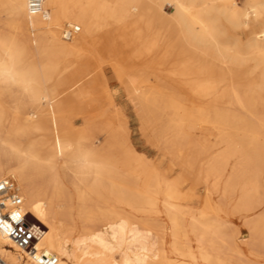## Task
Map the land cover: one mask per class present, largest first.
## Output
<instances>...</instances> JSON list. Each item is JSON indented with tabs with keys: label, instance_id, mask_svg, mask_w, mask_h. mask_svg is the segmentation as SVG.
Here are the masks:
<instances>
[{
	"label": "bare ground",
	"instance_id": "1",
	"mask_svg": "<svg viewBox=\"0 0 264 264\" xmlns=\"http://www.w3.org/2000/svg\"><path fill=\"white\" fill-rule=\"evenodd\" d=\"M0 22V179L14 178L56 264H246L258 256L244 251L247 236L227 224L212 190L195 209L185 203L192 190L136 155L120 108L103 122L102 149L92 126L74 127L68 110L99 90L109 96L102 60L133 71L124 83L146 127L172 150L210 149L199 173L213 176V190L238 156L222 197L241 178L236 207L255 209L264 193V0H42L37 14L26 0H0ZM63 25L79 31L65 37ZM248 228L261 244L264 214ZM0 264L37 262L0 232Z\"/></svg>",
	"mask_w": 264,
	"mask_h": 264
},
{
	"label": "rangeland",
	"instance_id": "2",
	"mask_svg": "<svg viewBox=\"0 0 264 264\" xmlns=\"http://www.w3.org/2000/svg\"><path fill=\"white\" fill-rule=\"evenodd\" d=\"M237 1L241 5L244 0ZM163 8H165L164 11L167 15L172 11V7L168 4H164ZM213 14L216 18L215 23L218 28H227V32L229 34L234 33L232 31V27L222 16L216 14L215 12ZM3 18L1 20H3ZM0 23L2 24V22ZM1 24L0 30L5 32V27L4 25H2V27ZM64 27L65 25H63V28ZM172 33L176 34L174 30H172ZM75 34L76 33L73 35ZM106 61L108 60H102V66L107 68L106 82L107 93L109 96H104L102 90H99L95 94V101L81 103L78 106L69 109L68 113L73 126L76 128H81L86 123L90 124L93 129V136L97 142V147L99 146L98 149H102L105 147L106 142L105 134H103L102 131L103 122L105 118L108 117L113 111H115L117 108H120L128 121L130 128V140L136 155L142 157L147 163H155V165L158 166L162 171L166 172L168 177L178 178L181 181V189L183 191L192 190L195 193L194 199L185 203L195 209L200 207L201 198L206 190H212V200L214 204H224V219L227 224L229 222L228 225L230 227L238 228L242 236H247V239L243 242L244 251L246 250L245 252L249 253L251 249H255L258 252V256H252L250 259H246V264H264V241L262 243L260 242L261 244H259L258 240H256V243H251V237L249 236L250 232L248 228L250 223H252L254 220H257L264 214V193H260V205L248 212L243 210L240 211L236 207L241 189V178L235 181V188L233 192L229 194V197L227 196V199L222 197L223 187L231 174V169L234 168L238 160V156L229 158L226 170L224 174L221 175L217 188L213 190V176L207 177L205 176L204 172L199 173V168H201V166L210 157L212 153L211 150L207 149V151H205L200 146L180 144L178 150L175 151L171 149L170 143H168L166 140H160L156 134H154L149 127H146L142 121L141 108L137 101L129 94L124 83L125 77L135 75L134 72L130 70L125 72V69L122 67H120L118 71H115L109 67ZM87 114L91 115V118L88 121L84 119ZM207 132V139H209L207 141L209 143L206 141L205 145L211 148L214 144L213 140L215 142L216 139L214 137L213 130H208ZM25 143L26 140L20 141L21 145H24ZM257 237L259 236L257 235ZM261 237H264V233Z\"/></svg>",
	"mask_w": 264,
	"mask_h": 264
},
{
	"label": "built area",
	"instance_id": "3",
	"mask_svg": "<svg viewBox=\"0 0 264 264\" xmlns=\"http://www.w3.org/2000/svg\"><path fill=\"white\" fill-rule=\"evenodd\" d=\"M26 6L30 14L40 13L42 0H26ZM78 31L77 26H65L63 36L70 37ZM0 232L6 234L14 242L21 254L37 264L57 263V256L40 246L44 227L24 210L23 198L18 193L13 177L0 179Z\"/></svg>",
	"mask_w": 264,
	"mask_h": 264
}]
</instances>
